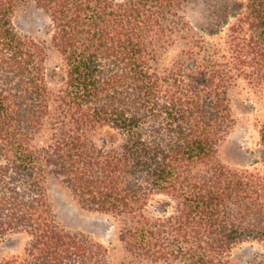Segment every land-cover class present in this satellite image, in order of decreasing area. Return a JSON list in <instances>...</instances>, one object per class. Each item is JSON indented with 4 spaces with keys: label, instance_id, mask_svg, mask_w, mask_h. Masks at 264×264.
Instances as JSON below:
<instances>
[{
    "label": "trees",
    "instance_id": "1",
    "mask_svg": "<svg viewBox=\"0 0 264 264\" xmlns=\"http://www.w3.org/2000/svg\"><path fill=\"white\" fill-rule=\"evenodd\" d=\"M29 4L47 38L16 25ZM240 80L264 89V0H0V246L27 236L0 264H236L264 244V122L260 160L225 145ZM52 176L119 221L120 256L58 220Z\"/></svg>",
    "mask_w": 264,
    "mask_h": 264
},
{
    "label": "rangeland",
    "instance_id": "2",
    "mask_svg": "<svg viewBox=\"0 0 264 264\" xmlns=\"http://www.w3.org/2000/svg\"><path fill=\"white\" fill-rule=\"evenodd\" d=\"M15 23L21 30L37 38L48 36L49 20L35 4L23 7L17 13ZM52 59L54 62L59 61L56 54ZM230 98L236 123L226 139V148L239 160H260L263 148L260 145L259 128L264 122V89L252 88L240 80L230 89ZM49 187L59 221L88 233L109 247L114 256H120V223L113 215L82 208L71 191L56 176L50 178ZM167 200L166 195L155 194L151 203L160 207ZM26 238L24 234H11L0 246V251L4 254L17 253L22 250ZM233 255L236 264H264V244L257 241L240 243L233 249Z\"/></svg>",
    "mask_w": 264,
    "mask_h": 264
}]
</instances>
